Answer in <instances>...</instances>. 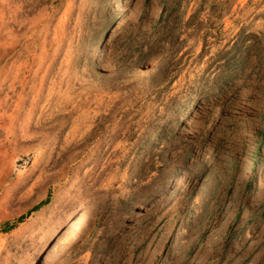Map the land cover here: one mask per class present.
Here are the masks:
<instances>
[{"label": "rangeland", "instance_id": "obj_1", "mask_svg": "<svg viewBox=\"0 0 264 264\" xmlns=\"http://www.w3.org/2000/svg\"><path fill=\"white\" fill-rule=\"evenodd\" d=\"M79 213L51 264H264V0H0V264Z\"/></svg>", "mask_w": 264, "mask_h": 264}, {"label": "bare ground", "instance_id": "obj_2", "mask_svg": "<svg viewBox=\"0 0 264 264\" xmlns=\"http://www.w3.org/2000/svg\"><path fill=\"white\" fill-rule=\"evenodd\" d=\"M84 213H79L64 229V224L59 223L42 244L40 264H51V254L54 247L69 241L84 221ZM87 218V216H86Z\"/></svg>", "mask_w": 264, "mask_h": 264}, {"label": "trees", "instance_id": "obj_3", "mask_svg": "<svg viewBox=\"0 0 264 264\" xmlns=\"http://www.w3.org/2000/svg\"><path fill=\"white\" fill-rule=\"evenodd\" d=\"M36 209L37 208H34V210H36ZM26 217H27L26 215H21L13 223H11V224L6 223L3 226H0V229L4 232H8V231L14 229L17 224L23 222L26 219Z\"/></svg>", "mask_w": 264, "mask_h": 264}]
</instances>
